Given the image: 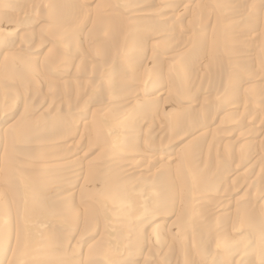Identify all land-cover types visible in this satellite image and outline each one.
<instances>
[{
	"label": "rangeland",
	"instance_id": "obj_1",
	"mask_svg": "<svg viewBox=\"0 0 264 264\" xmlns=\"http://www.w3.org/2000/svg\"><path fill=\"white\" fill-rule=\"evenodd\" d=\"M0 43V264H264V0H0Z\"/></svg>",
	"mask_w": 264,
	"mask_h": 264
},
{
	"label": "bare ground",
	"instance_id": "obj_2",
	"mask_svg": "<svg viewBox=\"0 0 264 264\" xmlns=\"http://www.w3.org/2000/svg\"><path fill=\"white\" fill-rule=\"evenodd\" d=\"M63 2H64V1H63ZM71 9H72V8H71ZM59 11H61V10H59ZM59 11H57V12H59ZM62 12H63V11H62ZM108 15H109V14H108ZM51 16H52V14H51ZM53 16H54V14H53ZM56 16L58 17V15H56ZM52 19H53V18H52ZM59 36H61V35H59ZM59 38H61V37H59ZM46 41H47V40H46ZM46 41H45V42H46ZM0 44H1V43H0ZM44 44H45V43H44ZM1 45H2V44H1ZM49 48H50V46H49ZM49 51H50V50H49ZM138 52H139V51H138ZM4 58H5V57H4ZM171 59H172V58H171ZM22 61H23V60H22ZM58 62H59V61H58ZM132 63H133V62H132ZM184 64H185V63H184ZM22 65H23V64H22ZM24 66H25V65H23L22 67H24ZM28 67H29V65H28ZM4 68H5V66H4ZM26 68H27V67H26ZM21 69H22V68H21ZM10 70H11V69H10ZM3 71H4V70H3ZM180 71H181V70H180ZM22 72H23V71H22ZM120 72H121V71H120ZM181 73H183V72H181ZM181 73H180V74H181ZM184 73H185V72H184ZM119 74H120V73H119ZM121 76H122V75H121ZM138 77H139V76H138ZM139 78H140V77H139ZM108 79L111 80V77H109ZM145 79H146V78H145ZM106 81H107V79H106ZM121 81H122V80H121ZM142 81H143V80H142ZM226 81H227V80H226ZM106 84H107V83H106ZM107 85H108V84H107ZM105 88H106V87H105ZM134 88H135V87H134ZM98 89H99V88H98ZM110 89H111V87H110ZM99 90H100V89H99ZM107 90H108V88H107ZM1 91H2V90H1ZM113 92H114V91H113ZM126 93H127V92H126ZM217 93H218V92H217ZM5 94H7V93H5ZM9 94H10V92H9ZM11 94H13V93H11ZM11 94H10L9 96L12 97ZM15 94H16V93H15ZM19 95H20V94L17 93V96H19ZM141 95H142V92H139V94H138V92L135 93V94L133 95L134 102H135V101H141V100H142V99H141ZM2 96H3V95H2ZM6 96H7V95H6ZM22 96H23V95H22ZM106 96H107V95H106ZM116 96H117V95H116ZM19 97H20V96H19ZM137 98H139V99L136 100ZM15 99H16V98H15ZM19 99H20V98H19ZM117 99H118V98H117ZM26 100H27V99H26ZM113 101H114V100H113ZM179 101H180V100H179ZM25 102H26V101H25ZM51 103H52V102H51ZM131 103H132V102H131ZM39 104H40V103H39ZM49 104H50V101H49ZM121 104H122V103H121ZM124 104H125V102H124ZM22 105H23V104H22ZM36 105H37V104H36ZM36 105H35V106H36ZM40 105H41V104H40ZM46 105H47V104H46ZM86 105H87V104H86ZM133 105H134V104H133ZM5 106H6V105H5ZM24 106H25V105H24ZM26 106H28V105H26ZM47 106H48V105H47ZM122 106H124V105H122ZM125 106H127V104H126ZM16 107H17V106H16ZM119 107H120V106H118V108H119ZM32 108H33V107H32ZM34 108H35V107H34ZM54 108L56 109V107H54ZM23 109H24V107H23ZM55 109H54V110H55ZM125 109H126V107H125ZM16 110H17V109H16ZM21 110H22V109H21ZM27 110H28V109H27ZM49 111H50V110H49ZM52 111H53V110H52ZM132 112H133V111H132ZM219 112H220V111H219ZM134 113H135V112H134ZM213 113H214V112H213ZM8 114H9V113H8ZM13 114H14V113H13ZM129 114H130V113H129ZM63 117H64V116H63ZM214 117H215V116H214ZM251 117H252V116H251ZM123 118H124V116H123ZM108 119H109V118H108ZM129 119H130V118H129ZM129 119H128V120H129ZM77 120H78V119H77ZM113 120H114V119H113ZM183 120H184V119H183ZM174 121H175V120H174ZM212 121H213V120H212ZM177 122H178V120H177ZM187 122H188V121H187ZM172 123H173V122H172ZM185 123H186V122H185ZM187 125H188V124H187ZM195 127H196V126H195ZM27 130H28V129H27ZM27 132H28V131H27ZM74 132H75V131H74ZM97 134H99V133H97ZM91 137H92V136H91ZM94 138H95V137H94ZM151 145H152V144H151ZM141 150H142V149H141ZM143 152H144V151H143ZM4 154H5V153H4ZM15 154H16V153H15ZM120 154H121V153H120ZM6 156H7V155H6ZM146 156H147V155H146ZM4 157H5V156H4ZM149 158H150V159H148V160H150V161H151V160L153 161V159H154V158H152V156H150V155H149ZM146 159H147V157H146ZM159 159H160V158H159ZM8 160H9V159H8ZM152 161H151V162H152ZM154 161H155V160H154ZM154 161H153V162H154ZM157 161H159V160H157ZM162 161H163V160H162ZM50 162H51V161H50ZM117 162H118V161H117ZM120 162H121V161H120ZM143 162H144V161H143ZM146 162H147V160H146ZM151 162H150V163H151ZM256 163H257V162H256ZM8 165H9V163H8ZM125 165H126V164H125ZM36 166H37V165H36ZM38 166H39V165H38ZM123 167H124V166H122V168H123ZM2 169H3V168H2ZM4 169H5V168H4ZM30 169H31V167H30ZM145 170H146V169H145ZM126 171H127V170H126ZM126 171H125V172H126ZM152 171H153V170H152ZM152 171H151V172H152ZM115 172H116V171H115ZM121 172H122V171H121ZM130 173H132V172H130ZM6 175H7V174H6ZM210 175H211V174H210ZM130 176H131V175H130ZM130 176H129V177H130ZM21 177H22V176H21ZM58 177H59V176H58ZM25 178H28V177H25ZM5 179H6V177H5ZM21 179H23V178H21ZM28 179H29V178H28ZM68 179H69V178H68ZM71 179H73V178H71ZM126 179H127V178H126ZM7 180H8V179H7ZM25 180H26V179H25ZM29 180H30V179H29ZM124 180H125V179H124ZM11 181H12V180H11ZM18 181H19V180H18ZM13 182H14V181H13ZM28 182H29V181H28ZM124 182H125V181H124ZM124 182L121 181V182L116 183V184L113 186V190H115V191H112V190H111V191H108V190L106 191V190H104V191L107 193V195H110L109 200H112V202L115 204V207H118V208L121 207L120 204L123 205L124 200H123V198L117 197L116 195H119V196H122V197H123V196L126 194V192H125V190H126V182H125V183H124ZM32 183H35V182L32 181ZM32 183H31V187H32V185H33ZM110 183H111V182H110ZM113 183H114V182H113ZM123 183H124L125 185H124ZM26 184H27V183H26ZM29 184H30V182H29ZM29 184H28V187H30ZM17 185H18V184H17ZM21 185H22V184H21ZM101 185H102V184H101ZM101 185H100V186H101ZM112 185H113V184H112ZM13 186H15V185H13ZM22 186H23V185H22ZM24 186H25V185H24ZM67 186H68V185H67ZM97 186H99V185H97ZM20 187H21V186H20ZM11 188H13V187H11ZM98 188H99V187H98ZM104 188H105V187H104ZM99 189H100V188H99ZM106 189H107V188H106ZM11 190H12V189H11ZM25 190H26V189H25ZM28 190H29V191H30V190L32 191V188H31V189H28ZM12 191H13V190H12ZM22 191H23V190H22ZM104 191H103V189L101 190V195H102V193H103ZM33 192H34V191H33ZM22 193H23V192H22ZM26 193H28V194H26V195L29 196V192L26 191ZM37 195H38V194H37ZM103 195H104V194H103ZM103 195H102V196H103ZM27 196H26V197H27ZM62 196H63V195H62ZM102 196H101V197H102ZM105 196H106V195H105ZM34 197H35V196H34ZM107 197H108V196H107ZM21 198H23V197H21ZM29 199H30V198H29ZM52 199H53V198H52ZM100 199H101V198H100ZM104 199H105V197H104ZM25 200L28 201V199H25ZM31 200H32V199H31ZM53 200H54V199H53ZM22 201H23V200H22ZM30 202H31V201H30ZM46 202H47V201H46ZM46 202H45L44 204H46ZM50 203H51V202H50ZM191 203H193V202H191ZM24 204H26V203H24ZM62 204H63V203H62ZM49 205H50V204H49ZM52 205H53V204H51L49 207H52ZM59 205H60V204H59ZM28 206H29V204H28ZM61 206H62V205H61ZM61 206H59V208H60ZM181 206L184 207L183 204H181ZM182 207H180V209H181ZM26 208H27V207H26ZM54 208H55V207H54ZM27 209H28V208H27ZM46 209H47V208H46ZM56 209H57V208H56ZM60 209L62 210V208H60ZM119 209H120V208H119ZM180 209H179V210H180ZM25 210H26V209H25ZM52 210H53V209H52ZM57 210L59 211V209H57ZM28 211H29V210H28ZM50 211H51V210H50ZM178 212H179V211H178ZM183 212L186 213V211H184V210L182 209V213H183ZM179 215H180V213H178V217H179ZM182 215H183V214L180 215L179 220H178L179 223L182 224V225H180V229L183 228V226L186 225V223H187V222H186V221H187V220H186L187 218L185 217V221H183V217H184V216L181 217ZM118 216H120V215H118ZM187 216H188V215H187ZM18 218H19V217H18ZM24 220H25V219H24ZM176 220H177V218H176ZM26 221H27V220H26ZM259 224H260V223H259ZM34 225H35V224H34ZM257 225H258V224H257ZM181 226H182V227H181ZM186 226H187V225H186ZM154 228H155V227H154ZM154 228H153V230H154ZM184 228H185V227H184ZM180 229H179V230H180ZM31 230H32V229H31ZM153 230H151V231H153ZM153 232H154V231H153ZM176 232H177V231H176ZM182 232H185V231L182 229ZM157 233H158V232H157ZM157 233H156V234H157ZM20 236H21V235H20ZM125 236H126V235H125ZM31 237H32V236H31ZM33 238H34V237H33ZM223 238H224V237H223ZM18 239H20V238H18ZM18 239H17V240H18ZM21 239H22V238H21ZM218 240H219V239H218ZM218 240H216V241H218ZM19 241H20V240H19ZM19 241H17L16 243H18ZM213 241H214V240H213ZM20 242H21V241H20ZM218 242H220V240H219ZM218 242H216V243H218ZM218 244H220V243H218ZM228 244H229V243H228ZM230 244H231V248L235 249L236 245L233 244V242H231ZM2 245H3V243H2ZM28 245H29V244H28ZM223 245H224V244H223ZM225 245H226V244H225ZM17 247H19V246H18L17 244H15V248H16V249H18ZM25 247H26V246H25ZM212 247H213V246H212ZM214 247H215V246H214ZM224 247H225V246H224ZM246 247H247V246H246ZM238 248H240V246H238ZM16 249H13V252L11 253V256H10V259H9V260H10V261H9V264H19V262H20V261H19V257H20V255L18 254L19 251L16 252ZM22 249H23V248H22ZM26 249H27V248H26ZM205 249H206V246H205ZM3 250H4V249H3ZM64 250H65V249H64ZM203 250H204V248H203ZM237 250H238V249H237ZM246 250L249 251V250H250V247H249V248L247 247ZM205 251H206V250H205ZM247 251L244 250V253L247 252ZM65 252H66V251H65ZM208 252H209V251H208ZM0 254H1V252H0ZM24 254H25V253H24ZM206 254H207V253H206ZM214 254H215V253H214ZM61 255H62V254H61ZM96 255H97V254H96ZM200 255H201V254H200ZM208 255H209V254H208ZM208 255H207V256H208ZM59 256H60V254H59ZM92 256H93V255H92ZM23 257H24V256H23ZM25 257H26V256H25ZM133 257H134V256H133ZM205 257H206V256H205ZM221 257H222V256H221ZM228 257H230V256H228ZM228 257H227V258H228ZM237 257H238V256H237ZM21 258H22V257H21ZM26 258H28V256H27ZM58 259H60V258H58ZM62 259H63V258H62ZM237 259H238V258H237ZM237 259H236V257H235V260H237ZM20 260H21V259H20ZM215 260H216V259H215ZM230 260H231V259H230ZM232 260H234V259H232ZM238 260H240V259H238ZM255 260H256V259H255ZM62 261H63V260H62ZM217 261H218V259H217ZM217 261H214V262L216 263ZM59 262H60V261H59ZM65 262H66V261H65ZM125 262H126V261H125ZM214 262H213V263H214ZM221 262H222V261H221ZM253 262H254V261H253ZM215 263H214V264H215ZM218 263H219V262H218ZM235 264H236V262H235ZM257 264H258V263H257Z\"/></svg>",
	"mask_w": 264,
	"mask_h": 264
}]
</instances>
